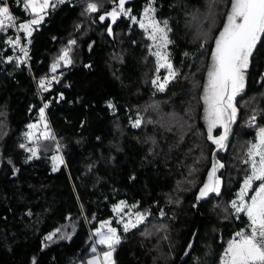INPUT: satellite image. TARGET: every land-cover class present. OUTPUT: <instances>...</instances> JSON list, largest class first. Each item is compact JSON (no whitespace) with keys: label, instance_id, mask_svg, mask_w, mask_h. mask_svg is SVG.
<instances>
[{"label":"trees","instance_id":"trees-1","mask_svg":"<svg viewBox=\"0 0 264 264\" xmlns=\"http://www.w3.org/2000/svg\"><path fill=\"white\" fill-rule=\"evenodd\" d=\"M150 1L175 71L163 90L151 84L154 56L137 24ZM6 2L15 28H0V264H77L96 247L93 230L121 201L145 219L121 235L114 264H220L233 235L249 230L229 201L249 173L246 152L264 128V37L236 98L240 119L217 156L219 192L198 200L214 149L199 95L231 0H136L125 6L129 15H120L112 37L98 17L118 0H67L46 11L28 42L18 25L34 15L25 0ZM91 3L97 11H89ZM17 35L25 56L6 43ZM63 50L70 65L41 88L39 79L52 75ZM253 115L255 126L242 127ZM41 117L49 138L28 143V126ZM55 154L58 167L49 161Z\"/></svg>","mask_w":264,"mask_h":264},{"label":"snow or ice","instance_id":"snow-or-ice-1","mask_svg":"<svg viewBox=\"0 0 264 264\" xmlns=\"http://www.w3.org/2000/svg\"><path fill=\"white\" fill-rule=\"evenodd\" d=\"M26 7L30 8L34 13L32 18L27 23H20L18 27L27 33L32 34V26L39 25L44 16L41 13L49 7V0H25ZM63 2V0H60ZM125 0H119L117 8H114L108 15L112 22L115 23L117 17L121 14L127 16L128 11L125 10ZM90 11H97L96 4L88 5ZM154 9L149 4L144 10V18L148 23L140 21V27L147 30L152 28V33L149 39L155 40L156 33H161V39L165 46L168 43L167 35L164 28L159 27V22L153 19L152 13ZM105 17L101 16L103 20ZM13 21L14 17L10 14L9 8L0 7V28L3 27L4 21ZM135 21V18L133 17ZM165 22V26H166ZM111 31V29H109ZM264 37V0H231V7L226 18V23L222 31L215 40V49L212 55V65L208 71V82L204 92V102L208 106L207 114L209 118V130L216 124H223L225 134L218 139H213V142L223 148V141L226 139L228 126L224 123L225 119L229 122L234 120L236 108L233 105L234 98L243 90L245 86V73L249 66V58L252 55L257 43ZM11 42V41H10ZM16 43H19L17 38ZM70 43H75L71 41ZM27 55L24 49H21ZM161 61L160 67H166L169 70V76L174 77L175 72L172 70V64L168 61L166 55H161L160 52L155 53ZM65 64L71 63L68 56V51L65 50L63 56L59 58ZM59 65V61L53 64L52 71L54 72ZM167 79L159 85L163 90L167 84ZM156 83V81H153ZM41 88H45L44 81L40 83ZM46 90V88H45ZM43 116V109H41ZM255 117H253V120ZM139 121H137V126ZM30 127H35L32 125ZM45 139L49 138L48 133H44ZM259 143H252L248 151L250 158L251 173L243 182V187L238 193L237 201H232V208L237 214L244 213L249 221L248 231H239L235 235L238 238L232 239L225 249L222 264H264V128H260L258 132ZM23 147V145H22ZM33 155L36 151L30 149ZM257 157L259 158L257 160ZM53 160H60L59 157H53ZM62 162V161H61ZM248 163L249 161H245ZM216 168L214 164L211 173L208 176V182L200 191V196L203 197L209 192H219V180L216 177ZM55 170V168H54ZM254 181H261L255 195L250 197V202L245 200L246 194L253 187ZM123 202L114 208V211L120 213L126 208ZM144 219L143 214H137L135 223L129 221L124 224V229L127 231L129 227H136ZM107 227V234L97 231L96 235L100 236V243L107 245L108 251L103 252V264H114L112 254L115 251L114 245L120 242V238L116 235V229L109 227L108 223L101 225V228ZM54 235V234H53ZM51 240L52 235L46 237ZM96 251L95 248L92 249ZM101 258H97L89 264H100Z\"/></svg>","mask_w":264,"mask_h":264},{"label":"rangeland","instance_id":"rangeland-1","mask_svg":"<svg viewBox=\"0 0 264 264\" xmlns=\"http://www.w3.org/2000/svg\"><path fill=\"white\" fill-rule=\"evenodd\" d=\"M67 0H63V2H60V0H53V7H48L49 9H53L54 7H55V5H58V4H62V3H64V2H66ZM41 2H42V0H41ZM49 4H50V2H49ZM149 4H151V7L153 8V4H152V1H150L149 2ZM149 4H147L145 7H143L142 9H141V11H140V17H139V19L137 20V24H138V26H139V28L140 29H142L143 31H144V34H145V36H146V38L149 40V48H150V51H151V54L154 56V63H155V76H154V78L151 80V84H152V86H154V87H156V88H158V89H160V87H159V85L161 84V83H164V81H165V79H167V81L169 82L170 80H172V78L173 77H170L169 76V70L166 68V67H160L159 65H160V63H161V61H160V59H159V57L157 56V55H155V53H157V52H160L161 53V55H166L167 57H168V55H167V45H168V43H167V45L165 46V44H164V41L161 39V33H159V32H157L156 33V39L155 40H152V39H149V36L151 35V33H152V28L151 27H149L147 30H145L144 28H141L140 27V21H144L145 23H148V21H146L145 20V18H144V10H145V8L149 5ZM117 7H118V3H117ZM116 7V8H117ZM231 7V6H230ZM48 8L47 9H45L41 14H43L44 12H45V14H46V11L48 10ZM29 9V11H30V13L32 14V15H34V13L31 11V9L30 8H28ZM154 9V8H153ZM90 11V10H89ZM229 11H230V9L228 10V13H227V15L229 14ZM109 12H111V11H109ZM227 15H226V18H227ZM152 17H153V19L154 20H156V18H155V16H154V13H152ZM157 21V20H156ZM158 22V21H157ZM226 23V20H225V22H224V24ZM35 26H37V25H33L32 26V31H33V28L35 27ZM224 26V25H223ZM223 26H222V28H221V30H220V32L222 31V29H223ZM159 27H161V28H163L160 24H159ZM19 30L21 31V32H23L24 33V37H25V40H26V42H28V40H29V37L30 36H28L27 35V33H25L23 30H21L20 28H19ZM220 32L217 34V36L215 37V39H214V41H213V48H212V51H211V53H210V55H209V58H208V60H207V62H206V65H205V67H204V73H203V78H202V81H203V83H202V86H201V90H200V95H199V101H200V109H201V121H202V124H203V126L205 127V129H206V131H207V135H208V140L210 141V143H212L213 145H214V147L216 146V144L213 142V139H218V136H214V132H215V130H220V132L223 130V124H216V126H214V127H211V130H209V118H208V114H207V105L205 104V102H204V99H203V97H204V92H205V88H206V85H207V82H208V71H209V69H210V67H211V65H212V63H213V61H212V55H213V52H214V49H215V40H216V38L219 36V34H220ZM24 48H26V44H24ZM62 49V48H61ZM64 51L65 50H63L62 52H61V54H60V56L59 57H57L56 58V63H57V61H59V65H58V67L56 68V70L53 72L52 70V75H50V76H48L47 78L49 79V82L48 83H52V82H58L59 80H60V78H61V76H60V74L58 73V71H60V70H62V69H65V68H67L69 65H70V63H68V64H65L64 63V61L63 60H59V58L61 57V56H63V54H64ZM250 59V58H249ZM168 61H169V58H168ZM170 62V61H169ZM53 64H55V63H53ZM60 65H62V67H59ZM53 66V65H52ZM172 70L174 71V69H173V67H172ZM247 70H248V68H247ZM246 70V71H247ZM175 72V71H174ZM161 73H163V74H161ZM245 80H246V73H245ZM153 81H156V83H153ZM167 82V83H168ZM67 83H68V80H66V82H65V87L67 86ZM244 91V88H243V90L238 94V96H240V95H242V92ZM240 116V115H239ZM253 117H255V119L253 120ZM44 117H41V119H40V121L38 122V123H34V124H32V125H35V127L33 128V127H30V126H32V125H30V126H28V131H27V134H26V139H27V142L28 143H36V140L37 139H39L38 141H42V139H44L45 137H44V133H48L49 134V129H48V126H47V123L45 122V119H43ZM240 119V118H239ZM255 121H256V116H250V117H247V119L245 120V121H242L241 122V126L242 127H253V126H255ZM239 123H240V120H239ZM137 124V123H136ZM258 132H259V129L257 130V132H256V138H255V143H259V140H258ZM209 136H211L213 139H209ZM253 142V143H254ZM33 147V149L32 148H28L27 150H30V149H32V150H35L36 151V148H35V146H32ZM36 147H37V145H36ZM251 147V146H250ZM250 149V148H249ZM249 151V150H248ZM248 151L246 152V157H245V160H244V162L243 163H246L245 161H249L248 163H246L247 165H248V169H249V173H248V175H250V173H251V164H250V158H249V156H248ZM36 154H37V151H36ZM51 156H54V157H59L60 158V160H54L53 161V163H51V165L52 166H54V167H58L60 164H61V156L60 155H57V154H55V155H51ZM259 158L257 157V160H258ZM221 169H222V165H221V168H220V171H221ZM247 175V176H248ZM246 176V177H247ZM245 177V178H246ZM244 178V179H245ZM208 182V176H207V178H206V181H205V183H204V185L206 184ZM243 182H244V180H243ZM243 182L240 184V186L238 187V189L234 192L235 194L232 196V198H231V200L229 201V205L231 206L232 205V201H237V203L239 202L238 201V193L240 192V190H241V188L243 187ZM254 182H256V181H254ZM253 182V183H254ZM260 183H261V181H260ZM220 185H221V180H220V184H219V188H220ZM260 185V184H259ZM259 185H258V187H259ZM258 187L256 188V190H258ZM255 190V191H256ZM250 191V190H249ZM255 191H254V193L252 194V196L253 195H255ZM249 195V192L246 194V196H245V200L246 201H248V202H250V197L248 196ZM251 196V197H252ZM121 202H123V201H121ZM121 202H118L117 204H115L114 206H112V214H113V217L112 218H109V219H107V220H104L102 223H100L99 225H98V227L97 228H95L94 230H93V235H94V239H95V244H96V247L95 246H93L92 247V249L93 248H95V249H97L95 252H93L92 251V249L86 254V256H85V258L84 259H82L81 261H79L77 264H89V262H91V261H94V260H96L98 257L99 258H101V262H100V264H103V261H102V255H103V252H105V251H108V248H107V245H104V244H101L99 241H100V239H101V237L100 236H97L96 235V233H97V231H100L101 233H104V234H107V231H108V229H107V227H105V228H101V225L102 224H105L106 222L108 223V226L109 227H112V228H114V229H116V235L120 238V240H121V235L123 234V233H125V232H127V231H129V230H131V229H133V228H135V227H129V229L127 230V231H125V229H124V224L125 223H128L129 221H132L133 223H135V218H136V215L137 214H143V213H139V212H136V211H134V209L133 208H131V207H129L125 202H123L125 205H127V207L126 208H124V210L122 211V212H120V213H117L116 211H114V208L116 207V206H118V205H120L121 204ZM231 208H232V206H231ZM233 209V208H232ZM233 212L235 213V215H238L236 212H235V209H233ZM240 214V213H239ZM144 215V214H143ZM246 216V215H245ZM247 217V216H246ZM144 219H145V215H144ZM143 219V220H144ZM248 219V218H247ZM143 222V221H142ZM142 222H140V223H142ZM140 223H138L136 226H138ZM242 231H245V230H242ZM245 232H247V231H245ZM236 234V233H235ZM233 235V237H232V239H234V238H237L236 237V235ZM231 239V240H232ZM238 239V238H237ZM230 240V241H231ZM229 241V242H230ZM228 242V243H229ZM228 243H227V245H226V248H227V246H228ZM116 245V244H115ZM114 245V246H115ZM225 252V251H224ZM223 256H224V253L222 254V257H221V260H220V264H222V259H223ZM112 261L114 262V257H113V254H112Z\"/></svg>","mask_w":264,"mask_h":264},{"label":"water","instance_id":"water-1","mask_svg":"<svg viewBox=\"0 0 264 264\" xmlns=\"http://www.w3.org/2000/svg\"><path fill=\"white\" fill-rule=\"evenodd\" d=\"M135 1H136V0H125V5H124V7H125L127 4L134 3ZM118 4H119V0H118ZM3 7H4V6H3ZM108 13H110V12H106V13L101 14V15L98 17V21H99L100 24H104V23L108 22L107 27H106V30H105V34H106L107 36H109V37H112V36H113V28H114V26L117 24V22L119 21V19H120V15L117 17L115 23H113L111 17L108 15ZM101 16H104L105 18H104L103 20H101V19H100ZM109 29H111V31H109ZM236 98H237V96H236V97L234 98V100H233V105H234V107L236 108V115H235V118H234V120H232V121H230V122H229L227 119H225V121H224V123L227 124V126H228L227 136H226V139L223 141L224 147L221 148V147H219L217 144H216V146L214 147V149H213V151H212V153H211V165H210V169H209V172H208V176H209V174L211 173V170H212V168H213V165L215 164V165L217 166L215 175H216V177L218 178V174H219V171H220V168H221V164H220V162L218 161L217 156H218L219 154H221V153L227 151V148H228V146H229V144H230V140H231V138H232V136H233V134H234V131H235V129H236V126H237V124H238L239 114H238V110H237V107H236V104H235V102H236ZM224 134H225V128H224V126H223V130L220 132L218 138H219L220 136L224 135ZM218 180H219V179H218ZM214 193H215V192H209L207 195H205V196H203V197H201V196H200V193H199V194L196 196V198H197L198 200L206 199V198L210 197L211 195H213Z\"/></svg>","mask_w":264,"mask_h":264},{"label":"built area","instance_id":"built-area-1","mask_svg":"<svg viewBox=\"0 0 264 264\" xmlns=\"http://www.w3.org/2000/svg\"><path fill=\"white\" fill-rule=\"evenodd\" d=\"M4 3H5V5L4 6H8V4H7V0H2ZM11 14V13H10ZM11 26H13L14 28H15V24H14V20L13 21H8V20H5L4 21V24H3V27L2 28H7V27H11ZM17 38H19V36L17 35L13 40H6V43L7 44H9V45H13V46H17L20 50L21 49H24V47H23V45L21 44V40H20V38H19V43L17 44L16 43V40H17ZM11 41V42H10ZM25 50V49H24ZM22 51V50H21ZM22 53L24 54V56H25V52L24 51H22ZM48 76H44V77H42L41 79H39L40 80V82L41 81H44V83H48L49 82V79L47 78ZM62 98V95H61V93H58V95H57V100H59V99H61ZM54 138V140H55V137H53ZM29 148H32L33 149V147L31 146V147H29ZM27 149H28V147H27ZM32 155H33V152L32 151H30V150H28ZM53 157L54 156H50L49 157V161H50V163H53ZM54 167V166H53Z\"/></svg>","mask_w":264,"mask_h":264},{"label":"crops","instance_id":"crops-1","mask_svg":"<svg viewBox=\"0 0 264 264\" xmlns=\"http://www.w3.org/2000/svg\"><path fill=\"white\" fill-rule=\"evenodd\" d=\"M49 2H50V4H49V8H50V7H53V0H49ZM25 5H26V2H25ZM26 8H27V7H26ZM49 8H48V9H49ZM27 10L29 11L28 8H27ZM29 12H30V11H29ZM41 15H43V16L45 17L46 14H45V12H44V13L41 14ZM26 23H27V22H26Z\"/></svg>","mask_w":264,"mask_h":264},{"label":"flooded vegetation","instance_id":"flooded-vegetation-1","mask_svg":"<svg viewBox=\"0 0 264 264\" xmlns=\"http://www.w3.org/2000/svg\"><path fill=\"white\" fill-rule=\"evenodd\" d=\"M245 84H246V80H245ZM244 88H245V86H244Z\"/></svg>","mask_w":264,"mask_h":264}]
</instances>
